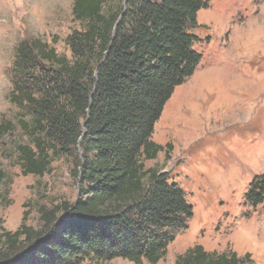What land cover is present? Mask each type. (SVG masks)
Listing matches in <instances>:
<instances>
[{
	"label": "trees",
	"instance_id": "trees-1",
	"mask_svg": "<svg viewBox=\"0 0 264 264\" xmlns=\"http://www.w3.org/2000/svg\"><path fill=\"white\" fill-rule=\"evenodd\" d=\"M209 2L72 0L79 28L64 38L70 54L39 37L17 44L8 98L18 113L0 120L1 152L35 177L71 159L77 194L40 204L37 225L27 223L28 212L15 231L0 218V264H156L167 255L194 208L168 171L146 162L173 149L153 140L155 124L201 63L195 30ZM11 183L0 168L1 199ZM243 204L264 213V173ZM174 264L257 263L251 253L197 243Z\"/></svg>",
	"mask_w": 264,
	"mask_h": 264
},
{
	"label": "rangeland",
	"instance_id": "rangeland-1",
	"mask_svg": "<svg viewBox=\"0 0 264 264\" xmlns=\"http://www.w3.org/2000/svg\"><path fill=\"white\" fill-rule=\"evenodd\" d=\"M198 23L201 63L175 89L153 133L155 142H170L173 149L169 158L161 152L146 162L168 171L184 188L194 215L156 264H174L197 243L210 251L248 252L264 264V213L243 204L253 177L264 173V0H210ZM75 28L72 0H0V120L18 113L8 98L17 44L39 37L70 54L64 38ZM2 146L0 168L12 176L0 198L4 229L15 231L25 212L27 223L37 225L40 204L75 200L71 159L54 161L42 177L23 175ZM102 264L135 263L117 258Z\"/></svg>",
	"mask_w": 264,
	"mask_h": 264
}]
</instances>
